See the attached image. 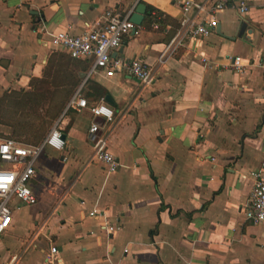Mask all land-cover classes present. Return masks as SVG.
<instances>
[{
	"label": "crops",
	"instance_id": "1",
	"mask_svg": "<svg viewBox=\"0 0 264 264\" xmlns=\"http://www.w3.org/2000/svg\"><path fill=\"white\" fill-rule=\"evenodd\" d=\"M230 2L245 3L249 12L218 13L209 36L186 39L164 64L158 57L175 33L158 27L162 18L124 38L112 57L151 66L150 86L124 73L86 78L89 67L46 92L44 86L54 87L50 70L71 59L48 45L51 34L79 33L107 10L125 15L138 4L179 25L180 6L0 0V139L36 146L59 120L65 137L63 150L46 147L35 164L28 188L36 204L11 202L0 264H46L50 247L62 264H264V226L244 216L264 166V0ZM83 76L107 91L112 122L87 109L65 111L78 90L84 96L77 82ZM94 122L118 164L114 173L93 160ZM93 209L104 212L112 232L101 230L102 218L88 216Z\"/></svg>",
	"mask_w": 264,
	"mask_h": 264
},
{
	"label": "built area",
	"instance_id": "2",
	"mask_svg": "<svg viewBox=\"0 0 264 264\" xmlns=\"http://www.w3.org/2000/svg\"><path fill=\"white\" fill-rule=\"evenodd\" d=\"M180 6L181 18L179 29L169 40L158 57V64H164L167 58L175 53L186 39L205 38L217 26L218 13L233 9L238 14L249 12L243 3L230 0H171ZM134 13L131 9L122 15L118 10H107L102 20L83 28L79 33H71L69 29L51 34L48 45L63 51L74 60H92L87 73L89 78L102 71L105 77L116 73H124L138 80L144 87L152 85L156 80V71L140 60L124 61L113 58L112 53L121 46L124 38L134 35L137 30L130 21ZM157 26H155L156 28ZM239 58H234L232 67L239 70L243 67ZM87 109L95 118L104 122H112L113 111L104 100L89 105L79 90L69 100L66 110ZM60 120L51 128L46 138L36 146H23L11 139H0V236L12 223L11 202L19 201L25 205L36 204V198L28 188L29 181L35 176V164L46 147L57 151L65 146L59 130ZM99 133V125L92 123L88 131V140L93 148V160L105 167L108 173H114L118 164L108 152L107 140ZM89 217L102 218L101 230L110 233L114 227L105 221L103 211L93 209ZM245 220L256 226H264V166L255 174V181L249 194L248 205L244 211ZM15 258L12 259V261ZM46 264H62L57 249L50 247L45 257Z\"/></svg>",
	"mask_w": 264,
	"mask_h": 264
},
{
	"label": "trees",
	"instance_id": "3",
	"mask_svg": "<svg viewBox=\"0 0 264 264\" xmlns=\"http://www.w3.org/2000/svg\"><path fill=\"white\" fill-rule=\"evenodd\" d=\"M155 14V16H153V14ZM158 16L160 18H162L161 21L158 22V27L160 29H165L167 26L171 27V36L174 35V33H176L179 25L177 23V21H175L174 19H172L171 17L162 14L160 11L150 7V6H146V12H145V20L142 23V27L147 28L149 27L154 21H155V17ZM72 64H75L78 68L80 69L81 73H85L89 67L90 64L88 62L85 61H74V59H68ZM82 82V88H81V92L83 93V97L87 100V103H91V102H97L99 100L104 99L108 93L107 91L100 85H98L97 83L91 81L90 79H85L84 76L81 79H78L77 82ZM39 85V84H38ZM35 86V89H41L42 85L40 84L39 86Z\"/></svg>",
	"mask_w": 264,
	"mask_h": 264
},
{
	"label": "rangeland",
	"instance_id": "4",
	"mask_svg": "<svg viewBox=\"0 0 264 264\" xmlns=\"http://www.w3.org/2000/svg\"><path fill=\"white\" fill-rule=\"evenodd\" d=\"M77 68L78 67L75 64H72L68 59L63 58L62 60H60L59 66H56V67L52 68V70H50L51 76L53 78L51 85H54V87H52V86L48 87V85H46V86H44V89L42 91L48 92V91L54 90L55 88L60 87L61 85L64 84V82H66V79L73 77V74L78 75V73H76ZM71 71H73V73L69 74ZM74 78H75V76H74ZM48 97H47V99H48ZM4 130H5V128H4ZM6 131H8V130H6ZM19 207L22 208L24 210V212H27V213H29L30 209H32L31 207L25 206L23 204H21Z\"/></svg>",
	"mask_w": 264,
	"mask_h": 264
},
{
	"label": "water",
	"instance_id": "5",
	"mask_svg": "<svg viewBox=\"0 0 264 264\" xmlns=\"http://www.w3.org/2000/svg\"><path fill=\"white\" fill-rule=\"evenodd\" d=\"M145 10H146V6L144 4H138L136 6L134 13L130 16V21L135 26H140L142 24V22L144 20ZM32 14L37 16L36 12H32ZM230 39H232V38H230ZM136 81H138V80H136ZM105 101L110 103L111 102L110 97L106 96ZM64 139H65V137L62 136V140H64Z\"/></svg>",
	"mask_w": 264,
	"mask_h": 264
}]
</instances>
